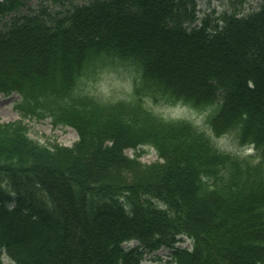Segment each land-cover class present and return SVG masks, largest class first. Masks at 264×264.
Instances as JSON below:
<instances>
[{
    "label": "trees",
    "instance_id": "16d2710c",
    "mask_svg": "<svg viewBox=\"0 0 264 264\" xmlns=\"http://www.w3.org/2000/svg\"><path fill=\"white\" fill-rule=\"evenodd\" d=\"M22 4L0 2V93L21 95L20 118L0 122V264L3 248L17 264H141L162 246L176 264H264V0L215 18L195 0H91L51 20ZM111 63L137 72L130 99L78 92ZM157 95L217 103L212 137L236 130L254 154L153 112ZM27 116L77 139L37 142Z\"/></svg>",
    "mask_w": 264,
    "mask_h": 264
},
{
    "label": "rangeland",
    "instance_id": "374dc122",
    "mask_svg": "<svg viewBox=\"0 0 264 264\" xmlns=\"http://www.w3.org/2000/svg\"><path fill=\"white\" fill-rule=\"evenodd\" d=\"M23 4L17 9V13H42L48 20L49 18L63 17V12L72 4L88 3L91 0H22ZM195 0L197 14L200 18L209 15V18H215L224 11L232 12L234 8L240 9L241 12H249L256 9L259 0ZM8 15L6 18L8 19ZM1 26V22H0ZM138 80L137 72L131 67H126L118 63L108 64L104 68L95 72L89 71L79 80L77 90L80 93L92 95L101 102L113 103L119 100L126 101L130 99L135 82ZM145 105L153 112L161 115L165 119L180 120L185 119L197 128L204 130L209 134L214 144L221 150L229 151L241 156L252 155L254 150L239 143V137L236 130H231L218 137H212L209 128L208 117L214 112L217 103L204 106L202 108L191 107L184 103H170L160 96L155 99L152 96H145ZM21 100V95L12 92L8 95L0 93V122L13 121L20 118L16 109L17 102ZM50 118L36 120L35 118L26 117L23 121L28 125V135L37 142L48 143L58 142L64 145H71L77 139V133L70 126L58 125L52 126ZM140 156V161L149 163L157 157L155 149L149 145H144ZM125 153L132 156L133 149H126ZM137 242L131 240L127 242L128 246L135 245ZM179 245L189 246L188 240L179 242ZM171 249L160 247L154 251L144 252L142 264H175L171 259ZM2 264H17L6 251Z\"/></svg>",
    "mask_w": 264,
    "mask_h": 264
}]
</instances>
